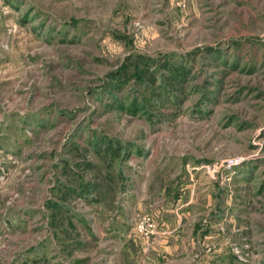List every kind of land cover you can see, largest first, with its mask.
<instances>
[{"label":"rangeland","instance_id":"rangeland-1","mask_svg":"<svg viewBox=\"0 0 264 264\" xmlns=\"http://www.w3.org/2000/svg\"><path fill=\"white\" fill-rule=\"evenodd\" d=\"M0 264H264V0H0Z\"/></svg>","mask_w":264,"mask_h":264}]
</instances>
